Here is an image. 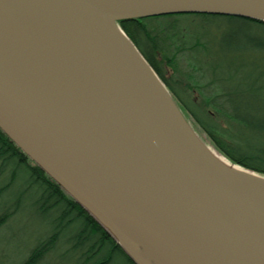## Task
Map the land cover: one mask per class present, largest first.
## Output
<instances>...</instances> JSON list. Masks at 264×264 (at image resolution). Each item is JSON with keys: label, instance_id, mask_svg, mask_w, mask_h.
Masks as SVG:
<instances>
[{"label": "water", "instance_id": "1", "mask_svg": "<svg viewBox=\"0 0 264 264\" xmlns=\"http://www.w3.org/2000/svg\"><path fill=\"white\" fill-rule=\"evenodd\" d=\"M178 14L264 0H0V130L134 264H264V177L214 159L117 25Z\"/></svg>", "mask_w": 264, "mask_h": 264}, {"label": "trees", "instance_id": "2", "mask_svg": "<svg viewBox=\"0 0 264 264\" xmlns=\"http://www.w3.org/2000/svg\"><path fill=\"white\" fill-rule=\"evenodd\" d=\"M117 25L201 141L229 164L264 177V23L231 16L178 14L123 20ZM249 25L258 33L249 34ZM220 29L230 32L220 33L218 39L212 31ZM160 58L170 68L173 64V73L176 58L189 59L209 77L201 82L197 68L188 71L197 74L190 77L201 104H190L169 85L160 70ZM208 109L217 115L220 109L227 115L231 127L225 139L221 137L226 132L218 133ZM17 185L21 188L13 203L0 212V228L27 206L26 202L52 226L18 264H39L55 251L64 235L73 232L70 250L79 255L81 264H114L119 259L134 264L114 239L0 130V198Z\"/></svg>", "mask_w": 264, "mask_h": 264}, {"label": "rangeland", "instance_id": "3", "mask_svg": "<svg viewBox=\"0 0 264 264\" xmlns=\"http://www.w3.org/2000/svg\"><path fill=\"white\" fill-rule=\"evenodd\" d=\"M247 29L249 34L258 33L255 31L256 29H254V27H251V25H249ZM229 32L230 30L227 29L212 31L213 35L217 36L218 39L221 37L220 33ZM262 35L263 34L261 33L260 36ZM176 60L177 61L174 63L177 70L173 73V64L172 68H170L161 62V58L159 59V62H161L160 70L164 78L168 81L169 85L173 86V88L185 98V101L193 105L201 104V99L199 98L200 94L198 93L199 91L193 89L194 86L192 82L194 79H191V73L188 71H195L197 68L196 72L198 75L200 74L199 78L201 79V82H207L209 77L200 73L198 67L189 59L179 60L176 58ZM196 65L199 64L196 63ZM197 74L191 75L197 76ZM207 112L211 115L214 123L218 124V133L221 134L224 131L226 132L223 133L221 137L225 139L226 134L230 132L229 129L231 127L229 125V119L226 118L227 115H225L224 111L220 109L218 110V115L215 111L214 115L213 111H210L209 109ZM221 142L223 143L224 141ZM251 148L252 150L254 149L253 147ZM251 148L244 147V150H249ZM18 186L19 185H17V188L2 194V197L0 198V212H2L5 205H11L13 203L21 188V186ZM25 204H27V206L11 217V219L0 228V264H18L28 255L29 251L48 234V232L50 233L52 229V226L49 225L46 220L41 219L37 215V212L29 206L28 202ZM51 216H54V214H51ZM73 235L74 232L64 235L55 251L45 255L39 264H81L82 260L79 255L77 253L74 254L70 250ZM114 264H124V262L119 259L118 262Z\"/></svg>", "mask_w": 264, "mask_h": 264}, {"label": "bare ground", "instance_id": "4", "mask_svg": "<svg viewBox=\"0 0 264 264\" xmlns=\"http://www.w3.org/2000/svg\"><path fill=\"white\" fill-rule=\"evenodd\" d=\"M190 125V124H189ZM191 126V125H190ZM206 144V143H205ZM209 148V150L211 151V152H213V153H215L216 154V152L212 149V148H210V147H208ZM217 156H218V154H217ZM214 157V156H213ZM218 157H220L222 160H219L218 158H216V157H214V159L216 160V161H218V162H223V163H225V162H227V160H225V158H223L222 156H218ZM125 234H126V236H127V239L129 240V242L135 247V248H137L138 246H140L139 244H140V242L139 241H137V240H135L134 238H132L131 237V235H129L127 232H125ZM139 254L143 257V259L148 263V264H163L154 254H153V252L149 249V248H147L146 246H144V248L142 249V251H140L139 252Z\"/></svg>", "mask_w": 264, "mask_h": 264}]
</instances>
